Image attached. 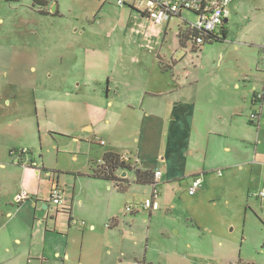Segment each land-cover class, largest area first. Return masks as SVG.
Here are the masks:
<instances>
[{
    "label": "rangeland",
    "instance_id": "rangeland-1",
    "mask_svg": "<svg viewBox=\"0 0 264 264\" xmlns=\"http://www.w3.org/2000/svg\"><path fill=\"white\" fill-rule=\"evenodd\" d=\"M35 1L41 5L33 4V0H0V143L6 141L14 151L28 149L27 159L36 161L41 173L57 175L52 171L57 160L66 168L71 165L72 154L78 152L71 138L59 135L68 122L62 106L56 107V100L78 83L73 80L75 55L87 59L84 48L94 45L102 49L101 40L105 47L114 45L125 53L130 48L146 64L157 55L172 58L179 79L184 71L192 73L198 86L231 81L243 72L264 77V72L256 71H264V0H232L227 7L225 39L194 50L189 37L180 47L177 34L182 31L188 35V23L178 18L166 26H153L141 16L142 9L129 5L103 0ZM53 3L55 15L51 13ZM182 17L195 22L192 14ZM124 34H132L130 44L123 39ZM94 61L101 66L107 64L97 55ZM248 78L252 79L250 75ZM58 148L70 153L59 154ZM41 164L48 170H42ZM126 173L129 178L133 176ZM225 173L219 167L208 172L195 196L188 194L193 177L188 183H158L157 209L123 213L125 217L119 216L120 224L112 227L111 233L106 226L111 222L105 216L92 221L94 231H89L90 222L84 221L86 226L74 227L70 238L75 247L83 241V235L85 246L88 240L96 243L84 249L90 261L87 264H135L143 260L145 264H264V200L255 197L264 185V169L248 192V177L229 179ZM64 174H58L60 188L69 183ZM13 181H0V220L5 215L6 200L27 189L18 188L17 180ZM110 185L115 193L114 184ZM131 186L139 188L127 199L115 190L117 208L123 210L128 204L150 199L152 186ZM46 204L55 210V206ZM47 212L40 210V216ZM14 221L22 242L20 247L13 246L15 251H25L40 240L33 221L28 223L24 217ZM100 242L111 245L110 256L106 254L107 245L101 247ZM8 256L0 253V264H9ZM46 257L52 258L48 254Z\"/></svg>",
    "mask_w": 264,
    "mask_h": 264
},
{
    "label": "crops",
    "instance_id": "crops-1",
    "mask_svg": "<svg viewBox=\"0 0 264 264\" xmlns=\"http://www.w3.org/2000/svg\"><path fill=\"white\" fill-rule=\"evenodd\" d=\"M131 36L124 34L123 39L130 44ZM99 47L102 49L94 45L91 49L84 48L87 59L75 55L73 80L78 83L71 92H64L56 100V107L62 106V115L68 122L59 135L71 138V145L78 151L71 153L70 166L63 168L57 160L56 169L52 170L65 173L70 183L62 187L65 210H54L46 204L52 183L59 185L61 175L50 171L41 173L36 161L39 170L29 166L33 160L27 159V155L21 156V165L13 162L9 154L14 150L6 141L0 143V181L13 184L15 179L18 188L27 187L23 191L29 195L17 204L15 198L19 194H12L6 200L5 215L0 220V253L9 255V264H87L89 259L84 256V249L96 243L88 240L85 246L83 235V241L75 247L70 238L73 228L85 227L84 221H88V230L94 231L92 221L102 216L114 221L110 226L106 224L110 233L112 227L118 228L119 216L126 213L122 207H116L118 197L113 194H118L117 190L112 193L109 182L87 176L91 164H100L105 152L121 155L134 168L160 172L157 184L188 183L189 177L196 176L202 180L219 167L229 179L248 177V192L264 169L262 75L243 72L231 81L198 86V80H192V73L184 71L179 79L172 58L157 55L151 64H146L130 48L125 53L114 45L105 47L102 40ZM96 55L103 57L107 64H96ZM159 58L164 69L159 66ZM256 71L264 72L258 68ZM258 93H262V99L257 102L254 97ZM251 112L257 114L255 123L249 120ZM57 153L70 152L58 148ZM41 168L48 170L44 164ZM133 177L129 178L126 173L123 178L132 181ZM138 188L129 186L119 196L134 197ZM45 205L48 212L40 216ZM20 217L28 223L33 221L35 235L40 236L25 251L13 248L22 246L13 224ZM98 245L106 247L108 256L112 254L109 243ZM47 254L52 258H47Z\"/></svg>",
    "mask_w": 264,
    "mask_h": 264
},
{
    "label": "built area",
    "instance_id": "built-area-1",
    "mask_svg": "<svg viewBox=\"0 0 264 264\" xmlns=\"http://www.w3.org/2000/svg\"><path fill=\"white\" fill-rule=\"evenodd\" d=\"M107 3H113L117 6H133L137 9H142L146 18L156 26L167 25L170 20L178 18L182 23H188L187 33L190 41L195 46H201L213 37H218L221 33L222 26L228 20L229 12L228 5L232 0H103ZM184 13L192 14L195 16V22L191 23L184 19ZM262 93H258L255 101H261ZM257 118L256 112H251L249 120L255 123ZM103 144V142H101ZM26 153V151H22ZM30 165L38 169V165L31 161ZM39 170V169H38ZM220 174V172L218 173ZM160 177V172L154 173V180ZM201 178L194 177L188 187V194L194 195L201 186ZM63 189L59 187L56 182L52 183L48 203L55 206L57 209L65 210L63 204ZM158 195L157 183L152 188L150 199H146L140 203H131L125 206V213H133L138 211H151L158 208L156 197ZM256 198L264 200V185L261 190L255 195ZM29 195L26 191H22L16 196L15 202L21 204L27 200ZM77 224V223H76ZM82 223H80L81 225ZM145 264V263H135Z\"/></svg>",
    "mask_w": 264,
    "mask_h": 264
},
{
    "label": "trees",
    "instance_id": "trees-1",
    "mask_svg": "<svg viewBox=\"0 0 264 264\" xmlns=\"http://www.w3.org/2000/svg\"><path fill=\"white\" fill-rule=\"evenodd\" d=\"M8 1H16V0H8ZM33 1H34L33 4L37 3L41 5L38 1H35V0ZM40 13H43V12L40 11ZM56 13L57 11H55L53 15H55ZM142 15L145 16L144 13H142ZM225 36H226V31H225V24H224L222 26L220 35L218 37H213L210 41H207L205 43H211L213 41L224 40ZM177 37H178V43L180 47H183L188 39V35L184 34L182 31H179L177 34ZM191 43L193 46L192 50H194L195 47L197 48V46H195L192 41ZM158 63H159L160 68L164 69V67L162 66V60L160 58H159ZM172 64L174 65L175 62H172ZM169 69H171V67L168 68L167 70ZM28 154H29V151H26V153L22 151H12L10 152L9 157L10 158L14 157L15 159H12V161L21 165L22 164L21 156L28 155ZM42 170L44 169L42 168ZM123 172H133V176H134L133 180L129 181L126 178L121 177V173ZM87 176H89L90 178L96 179V180L113 183L114 188L120 193H124L131 185H136V186L150 185L152 186V188L156 185V182L154 180V173L152 171L140 170V169L134 168L121 155L114 153V152H105L102 156L100 164L92 163L90 172ZM110 222L111 223L108 224V226H110L114 221L110 220Z\"/></svg>",
    "mask_w": 264,
    "mask_h": 264
},
{
    "label": "water",
    "instance_id": "water-1",
    "mask_svg": "<svg viewBox=\"0 0 264 264\" xmlns=\"http://www.w3.org/2000/svg\"><path fill=\"white\" fill-rule=\"evenodd\" d=\"M55 10H56V6L54 5V6L51 8V13H54ZM125 175H126V172L121 173V177H124ZM46 208H47V205H45V206L43 207L44 210H45Z\"/></svg>",
    "mask_w": 264,
    "mask_h": 264
},
{
    "label": "flooded vegetation",
    "instance_id": "flooded-vegetation-1",
    "mask_svg": "<svg viewBox=\"0 0 264 264\" xmlns=\"http://www.w3.org/2000/svg\"><path fill=\"white\" fill-rule=\"evenodd\" d=\"M46 6V5H45ZM51 8H52V6H51Z\"/></svg>",
    "mask_w": 264,
    "mask_h": 264
},
{
    "label": "bare ground",
    "instance_id": "bare-ground-1",
    "mask_svg": "<svg viewBox=\"0 0 264 264\" xmlns=\"http://www.w3.org/2000/svg\"><path fill=\"white\" fill-rule=\"evenodd\" d=\"M53 1V0H52Z\"/></svg>",
    "mask_w": 264,
    "mask_h": 264
}]
</instances>
